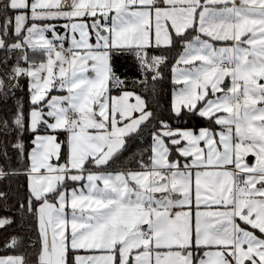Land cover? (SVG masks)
<instances>
[{"label":"snow or ice","instance_id":"obj_1","mask_svg":"<svg viewBox=\"0 0 264 264\" xmlns=\"http://www.w3.org/2000/svg\"><path fill=\"white\" fill-rule=\"evenodd\" d=\"M0 264H264V0H0Z\"/></svg>","mask_w":264,"mask_h":264},{"label":"trees","instance_id":"obj_2","mask_svg":"<svg viewBox=\"0 0 264 264\" xmlns=\"http://www.w3.org/2000/svg\"><path fill=\"white\" fill-rule=\"evenodd\" d=\"M29 52H31V50H29ZM170 55L175 56V51L170 53ZM170 68H171V63H169L168 67L164 69V81L162 82V96H163L162 102L165 104V106L167 104L168 99L171 96V92L173 88V85L171 82L172 74H171ZM19 95L26 96V92H21L19 93Z\"/></svg>","mask_w":264,"mask_h":264},{"label":"rangeland","instance_id":"obj_3","mask_svg":"<svg viewBox=\"0 0 264 264\" xmlns=\"http://www.w3.org/2000/svg\"><path fill=\"white\" fill-rule=\"evenodd\" d=\"M53 23H56L57 28H60V27H62V23L63 22L60 21V22H53ZM59 34L63 35L64 34V30H62L61 32L59 31ZM46 35H48V37L51 38V35L50 34H46ZM54 94H59V93H54Z\"/></svg>","mask_w":264,"mask_h":264},{"label":"crops","instance_id":"obj_4","mask_svg":"<svg viewBox=\"0 0 264 264\" xmlns=\"http://www.w3.org/2000/svg\"><path fill=\"white\" fill-rule=\"evenodd\" d=\"M58 29H59L60 32L63 30V28H58ZM171 74H172V73H171Z\"/></svg>","mask_w":264,"mask_h":264},{"label":"water","instance_id":"obj_5","mask_svg":"<svg viewBox=\"0 0 264 264\" xmlns=\"http://www.w3.org/2000/svg\"><path fill=\"white\" fill-rule=\"evenodd\" d=\"M228 83H230V81H228Z\"/></svg>","mask_w":264,"mask_h":264}]
</instances>
